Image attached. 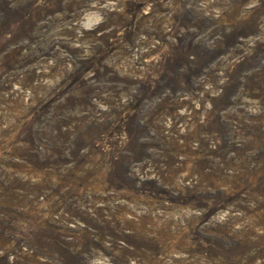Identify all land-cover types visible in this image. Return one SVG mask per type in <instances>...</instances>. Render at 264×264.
Listing matches in <instances>:
<instances>
[{
    "label": "rangeland",
    "instance_id": "rangeland-1",
    "mask_svg": "<svg viewBox=\"0 0 264 264\" xmlns=\"http://www.w3.org/2000/svg\"><path fill=\"white\" fill-rule=\"evenodd\" d=\"M0 264H264V0H0Z\"/></svg>",
    "mask_w": 264,
    "mask_h": 264
}]
</instances>
